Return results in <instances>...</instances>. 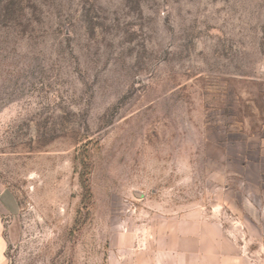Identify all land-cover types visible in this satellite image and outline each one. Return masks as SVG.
<instances>
[{"label": "rangeland", "instance_id": "1", "mask_svg": "<svg viewBox=\"0 0 264 264\" xmlns=\"http://www.w3.org/2000/svg\"><path fill=\"white\" fill-rule=\"evenodd\" d=\"M0 264H264V0H0Z\"/></svg>", "mask_w": 264, "mask_h": 264}]
</instances>
